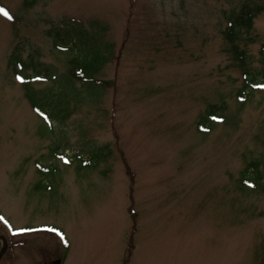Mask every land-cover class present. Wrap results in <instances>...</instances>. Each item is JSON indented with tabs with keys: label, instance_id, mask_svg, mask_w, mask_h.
<instances>
[{
	"label": "rangeland",
	"instance_id": "374dc122",
	"mask_svg": "<svg viewBox=\"0 0 264 264\" xmlns=\"http://www.w3.org/2000/svg\"><path fill=\"white\" fill-rule=\"evenodd\" d=\"M244 1L264 4L0 0L12 17L0 14V217L22 242L12 264H264V91L245 85L222 34ZM63 19L111 44L97 74L110 86L70 99L50 129L7 60L18 45L64 73ZM252 22L240 46L260 83L264 10Z\"/></svg>",
	"mask_w": 264,
	"mask_h": 264
},
{
	"label": "trees",
	"instance_id": "16d2710c",
	"mask_svg": "<svg viewBox=\"0 0 264 264\" xmlns=\"http://www.w3.org/2000/svg\"><path fill=\"white\" fill-rule=\"evenodd\" d=\"M263 10L264 4L242 2L239 10L236 12L232 11L226 18L225 28L222 31L227 52H230L231 60L241 69L246 86H253L254 79L250 78L248 69H244L248 52L240 45L245 46V44L253 40V37L247 35L244 38L242 34L243 32L246 34L250 32L254 15ZM61 23L63 25L60 30L64 28L65 30L55 32L54 35H57L55 38L70 42V50L68 51L70 56L66 60L64 73L61 75L55 74L52 65L43 64L31 55L26 59L21 58L19 53L20 46L18 45L12 49L7 60V66L14 73L21 76L20 85L25 101L36 115L48 123L53 119L62 121L71 113L69 108L70 99L71 101L79 99L81 93L97 96L101 90L110 86V81L97 77V74L111 57L109 52L112 48L111 44L105 43L101 45V43H95L93 38L85 32V28L73 20L63 19ZM259 55L264 65V45L259 49ZM262 71L261 75L264 79V68ZM42 82H47L49 85L46 84V88L43 89L34 87V84ZM262 84L264 89V80H262ZM75 85H78L77 89ZM219 109H221V105L213 104L208 106L206 113L212 115ZM258 165L257 161H253L248 164L246 171L249 168H253L256 171ZM258 175L260 176V174ZM11 231L0 220V233L7 238L9 250L11 246L19 243L10 241ZM12 263L13 256L8 252L0 259V264Z\"/></svg>",
	"mask_w": 264,
	"mask_h": 264
},
{
	"label": "snow or ice",
	"instance_id": "6c2138e0",
	"mask_svg": "<svg viewBox=\"0 0 264 264\" xmlns=\"http://www.w3.org/2000/svg\"><path fill=\"white\" fill-rule=\"evenodd\" d=\"M0 14H3L4 16H6L8 18H12L11 13L2 5H0ZM0 219H2V217H0Z\"/></svg>",
	"mask_w": 264,
	"mask_h": 264
},
{
	"label": "water",
	"instance_id": "95a60500",
	"mask_svg": "<svg viewBox=\"0 0 264 264\" xmlns=\"http://www.w3.org/2000/svg\"><path fill=\"white\" fill-rule=\"evenodd\" d=\"M2 240H3V247H2L1 250H0V257L2 256V254H3V252L5 251V248H6V242H5V239L2 238Z\"/></svg>",
	"mask_w": 264,
	"mask_h": 264
}]
</instances>
